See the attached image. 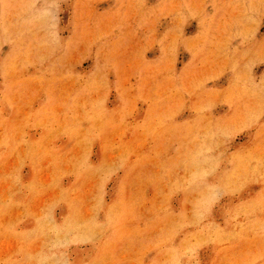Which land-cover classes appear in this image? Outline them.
I'll list each match as a JSON object with an SVG mask.
<instances>
[{
  "label": "rangeland",
  "instance_id": "1",
  "mask_svg": "<svg viewBox=\"0 0 264 264\" xmlns=\"http://www.w3.org/2000/svg\"><path fill=\"white\" fill-rule=\"evenodd\" d=\"M0 264H264V0H0Z\"/></svg>",
  "mask_w": 264,
  "mask_h": 264
},
{
  "label": "bare ground",
  "instance_id": "2",
  "mask_svg": "<svg viewBox=\"0 0 264 264\" xmlns=\"http://www.w3.org/2000/svg\"><path fill=\"white\" fill-rule=\"evenodd\" d=\"M75 192V191H74ZM12 210V209H11ZM10 215H11V213H10ZM74 222V221H73ZM44 223V222H43ZM43 227V226H42ZM60 228V227H59ZM206 234V233H205ZM74 235V234H73ZM22 241V240H21ZM55 243V242H54ZM32 261V260H31Z\"/></svg>",
  "mask_w": 264,
  "mask_h": 264
}]
</instances>
